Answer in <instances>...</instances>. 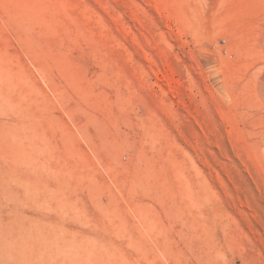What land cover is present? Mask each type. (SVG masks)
Returning a JSON list of instances; mask_svg holds the SVG:
<instances>
[{
    "label": "rangeland",
    "instance_id": "rangeland-1",
    "mask_svg": "<svg viewBox=\"0 0 264 264\" xmlns=\"http://www.w3.org/2000/svg\"><path fill=\"white\" fill-rule=\"evenodd\" d=\"M0 264H264V0H0Z\"/></svg>",
    "mask_w": 264,
    "mask_h": 264
}]
</instances>
